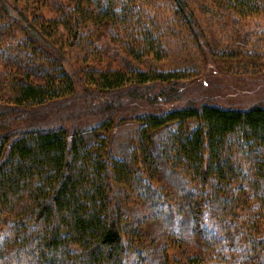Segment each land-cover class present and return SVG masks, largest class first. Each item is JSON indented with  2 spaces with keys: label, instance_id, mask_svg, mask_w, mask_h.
<instances>
[{
  "label": "trees",
  "instance_id": "16d2710c",
  "mask_svg": "<svg viewBox=\"0 0 264 264\" xmlns=\"http://www.w3.org/2000/svg\"><path fill=\"white\" fill-rule=\"evenodd\" d=\"M202 15L234 47L264 0H0V264H264V99L184 100L190 63L161 66ZM77 45L111 59L78 79ZM78 96L91 122L37 124Z\"/></svg>",
  "mask_w": 264,
  "mask_h": 264
},
{
  "label": "rangeland",
  "instance_id": "374dc122",
  "mask_svg": "<svg viewBox=\"0 0 264 264\" xmlns=\"http://www.w3.org/2000/svg\"><path fill=\"white\" fill-rule=\"evenodd\" d=\"M201 19L202 26H211L206 32L207 40L168 42L167 57L161 65L163 68H170L174 63L182 66L190 63L193 74L184 80L183 99L198 98L199 102L210 101L221 108H245L261 102L264 99V19L258 17L242 21L236 31L240 29L239 37L243 34L249 41L238 38V41L231 42L234 47L228 44L230 41H222L216 37L212 31L214 25L206 22L204 15ZM225 32L218 31L227 38ZM256 33L263 35L256 37ZM227 46L233 47L232 56L223 55L220 58L215 54V47L228 48ZM109 56L110 53L105 55L103 52H96L92 47L77 45L68 50L63 65L69 73H75L78 79H83L85 76L81 68L88 67L91 63L94 66L98 60L101 67H104L111 59ZM81 87H78L77 93ZM67 104L62 110V107L44 110L42 120L37 124L45 126L58 118L71 124L91 122L92 102L87 106L84 97L78 96ZM134 130L132 123L126 121L114 127L111 136L117 143Z\"/></svg>",
  "mask_w": 264,
  "mask_h": 264
}]
</instances>
